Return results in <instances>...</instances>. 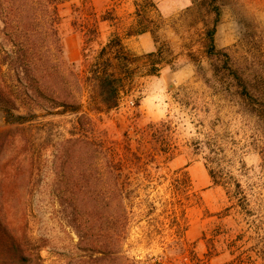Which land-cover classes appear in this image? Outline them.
Returning <instances> with one entry per match:
<instances>
[{
    "label": "rangeland",
    "instance_id": "obj_1",
    "mask_svg": "<svg viewBox=\"0 0 264 264\" xmlns=\"http://www.w3.org/2000/svg\"><path fill=\"white\" fill-rule=\"evenodd\" d=\"M114 1L59 0L60 49L40 50L50 62L46 87L85 106L89 65L130 19L128 32L149 33L164 64L156 77L136 71L120 107L80 127L72 115L26 127L40 154L24 196L43 264H264V128L204 83L215 82L206 0H128L124 20ZM218 6L215 46L264 98V0ZM13 130L0 113V139ZM70 133L88 145H68L65 156ZM206 154L239 184L238 213L227 215L234 193L212 185Z\"/></svg>",
    "mask_w": 264,
    "mask_h": 264
},
{
    "label": "trees",
    "instance_id": "obj_2",
    "mask_svg": "<svg viewBox=\"0 0 264 264\" xmlns=\"http://www.w3.org/2000/svg\"><path fill=\"white\" fill-rule=\"evenodd\" d=\"M205 5L212 21L204 30V54L213 61L215 82L204 83L229 98L243 114L256 119L264 128V98L232 66L230 56L215 46L220 21L218 0H206ZM58 6L59 0H0V113L5 125L15 129L0 139V264H43L42 246L31 236V215L24 196V188L36 182L40 154L35 153V142L23 135L26 127L34 125L39 118L63 115L79 117L76 125L80 127L88 115L117 110L131 92L136 71H143L142 77H156L164 64L160 50L136 57L125 49L117 35H112L88 67L86 105L77 103L71 96L58 100L46 87L45 81L51 75L48 74L50 62L40 54L41 48L50 43L60 49L56 29ZM34 23H40L35 26L40 33L35 32ZM216 61L221 64L216 66ZM136 62H142L141 66H135ZM72 144L86 146L88 142L84 136L70 133V138L61 144L65 156L68 145ZM7 150L10 157L2 162ZM206 155L204 161L212 185L223 188L227 194L234 193L230 204L239 207L236 203L240 194L237 192H241L239 184H230L231 178L225 173L215 172V160ZM128 199L129 196H123L124 201Z\"/></svg>",
    "mask_w": 264,
    "mask_h": 264
},
{
    "label": "crops",
    "instance_id": "obj_3",
    "mask_svg": "<svg viewBox=\"0 0 264 264\" xmlns=\"http://www.w3.org/2000/svg\"><path fill=\"white\" fill-rule=\"evenodd\" d=\"M128 2H129L128 0H117L112 2V7L116 10V12L119 13L118 16L121 17L122 20H124L125 17L124 14L126 12V11L123 12L124 6H127L129 4ZM127 7L125 9H127ZM117 21L118 20L115 19L113 22H111V24H113L114 26V24L117 23ZM130 21H132V19H130L129 22H127L128 24L126 28H121V30L117 29L115 32L119 34H115L114 32V35H117L120 38L125 49L136 57L153 53L156 48L154 43L151 41V39L148 36L149 33L147 32L139 33L138 31L135 30H134L135 32L129 33L128 32L129 28L132 27L131 25L133 24V22L130 24ZM105 23L107 22L106 21L102 22V24ZM225 211L228 213L227 215L234 214L239 212V208L232 206L231 204H228L225 208ZM249 235H250L249 237H251L253 234L250 233Z\"/></svg>",
    "mask_w": 264,
    "mask_h": 264
}]
</instances>
